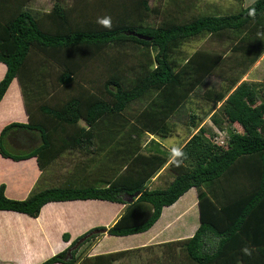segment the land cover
Instances as JSON below:
<instances>
[{
  "label": "trees",
  "instance_id": "trees-1",
  "mask_svg": "<svg viewBox=\"0 0 264 264\" xmlns=\"http://www.w3.org/2000/svg\"><path fill=\"white\" fill-rule=\"evenodd\" d=\"M195 1L167 0L160 6L150 0H54L50 10L33 11L29 0H0V62L6 65L0 101L17 78L29 115L26 123L0 127V154L12 160L35 156L43 170L65 147L73 146L75 130L79 136H95L100 124L105 126V136H121L120 146L118 141L110 143L123 160L122 172L107 180L106 187L49 186L14 199L6 195L1 183L0 210L36 217L50 201L119 202L124 194L138 192L119 219L105 229L108 234L128 235L149 229L164 206L195 187L199 226L192 236L177 241L186 264H264V82L242 79L264 53V0L226 14L195 12ZM253 7L255 16L251 17L248 12ZM106 15L112 19L111 30L97 23ZM153 16L160 21L151 23ZM228 36L231 45L197 49L180 63L184 42ZM127 46L132 48L126 50ZM95 62L109 69L106 79L98 83L87 70L91 72ZM222 67L227 71L221 75L220 88L208 87L201 93L212 104L201 116L190 114L196 132L179 147L187 158L178 167L171 158L175 177L168 186L146 188V181L170 153L145 154L140 151V138L146 132L171 135L169 117L208 76L219 75ZM52 75L54 96L43 80ZM73 84L77 89L67 96L57 88ZM137 103L138 108L134 107ZM207 117L226 131L223 145L213 141L212 127L200 124ZM79 119L89 128L81 127ZM37 132L42 144L34 149L13 151L6 145L7 136L22 134L33 139ZM63 238L68 240V234ZM79 247L71 252L72 257H67L66 248L39 264H75ZM245 247L252 251L250 256L243 253ZM118 253L95 258H113Z\"/></svg>",
  "mask_w": 264,
  "mask_h": 264
},
{
  "label": "crops",
  "instance_id": "crops-1",
  "mask_svg": "<svg viewBox=\"0 0 264 264\" xmlns=\"http://www.w3.org/2000/svg\"><path fill=\"white\" fill-rule=\"evenodd\" d=\"M53 1L29 0L28 6L33 11H48L51 9ZM195 4L200 9L201 5L197 1H195ZM237 5L245 7L248 4L246 5L245 0H242ZM206 7L214 9L215 6L212 7L208 3ZM263 58L264 53L250 67L248 73L254 71L257 67L256 65L261 64ZM5 71L6 65L0 62V79L4 76ZM248 73L242 79L247 80L246 75ZM248 81L264 82V77L251 78ZM18 85V79L14 78L0 101V127L10 122L26 123L29 120L23 98L19 94ZM12 90L14 91L13 93ZM77 123L85 129L89 128L83 119H79ZM213 128L215 129L214 126ZM75 131L77 136L71 140L73 146L65 147L43 170L38 166L35 156L12 160L0 154V184L3 183L5 185L6 195L14 199H23L33 190L32 187L36 185H39L37 189L70 184L77 186L83 184H91L96 187L108 186L106 181L113 179L123 170V160L120 154L114 153L112 143H110L112 141L116 144L121 136H105V126L100 124L94 130L95 136L83 137L79 136L77 130ZM40 135L37 132V136L33 139L22 134L16 136V138H14L15 136H7L5 142L10 150L25 152L42 144ZM56 136L60 135L57 134ZM167 137L169 136H155V134L146 132L140 138L141 152L149 154L162 150L170 153L166 163L146 181V188L148 189L165 188L175 177V171L169 166L172 158L171 152L173 148L180 147L186 140L177 146H172L165 144L169 140L162 141ZM74 140H79V143L74 144ZM117 145L120 146L119 141ZM44 174L46 175L45 178L43 177ZM45 184H47L46 187H41ZM138 194V192L132 195L124 194L122 201L119 202L92 198L50 201L41 207L36 217L12 211L19 215L7 214V216H4L0 214V222L1 219L11 221L12 219L15 220L14 217L23 219L22 217L29 216L31 220L25 221L24 224L30 221L31 223L27 226L34 228L25 230L26 242L19 243L25 248L33 249L32 243L36 240L39 253L44 250H46V254L50 252L48 255H44L48 258L50 254L52 255L68 248L73 240L94 228L107 229L119 219L127 204L136 199ZM197 202V190L195 187H191L173 204L164 206L159 218L145 231L128 235H113L108 234L106 231L96 234L94 239L85 242L88 243L85 249L81 250L80 248L77 251L76 255L79 260L75 264L80 262L83 264H147L150 262V255L153 252L155 253L153 257L156 258L152 264H186V262L181 261L186 259L185 255L178 251L180 250V245L177 241L192 236L194 230L198 228L200 222L199 211L198 217L196 212V222H185L188 212L193 211L198 206ZM1 234H4L3 230ZM64 234H68V240L63 238ZM54 237L60 238L56 245H54ZM169 242H171L170 245H167ZM42 248L45 249L42 250ZM31 249L27 250L22 247L25 256L29 257L31 261L17 262V259L16 264H34L36 258H31ZM140 250H146L147 255H144V261H138V256L137 259L133 257L137 255L135 251ZM205 250L210 251L211 249H208V245H206ZM115 252H119V255L113 258L106 257L103 260L95 258L98 255H107ZM44 256L39 258L44 259ZM160 259H162L161 263ZM54 264L66 263L58 262Z\"/></svg>",
  "mask_w": 264,
  "mask_h": 264
},
{
  "label": "rangeland",
  "instance_id": "rangeland-1",
  "mask_svg": "<svg viewBox=\"0 0 264 264\" xmlns=\"http://www.w3.org/2000/svg\"><path fill=\"white\" fill-rule=\"evenodd\" d=\"M68 2H71V0H66ZM167 0H150L151 4H159L160 6H162ZM198 4H200V9L198 7H196L198 10H196L195 12H201L202 10L204 11H215V12H219L222 14H226V13H234L235 11H239L240 6L237 4H240L237 0H196ZM210 3L212 7H214V9H211L210 7H206V5ZM237 3V4H235ZM251 3V0H245V4L249 5ZM204 11V12H205ZM149 21L151 23H157L160 21L159 18H155V16L150 17ZM233 42L231 40V37H223L220 39H215V40H211L208 37H203V38H197V39H193L191 41H187L184 42L180 49L182 54L184 55V57L180 56V63H184L185 60V56L188 57L190 54H192L194 51H196L197 49H202V48H220L222 49L225 44H227L228 46L231 45ZM129 48H132L131 46H127L126 50H128ZM111 52L113 50H115V47L110 48L109 49ZM110 52V53H111ZM132 59H134L132 57ZM99 63H93V65L91 64V69L92 71L90 72V69L88 70V74L90 75L89 77H93L97 79V83L100 81H103L106 79L107 74L109 72V69L104 70L102 66H99ZM256 69H254V71H251L250 73H248L250 71L249 70L246 72L248 73L247 76V80L251 79V78H263L264 77V58L261 62V64L256 65ZM224 71H227L224 67H222L221 69H219V75L218 73L216 74H212L210 76H208L203 84L201 86L198 87V89L190 96L188 97L183 104L177 108V110H175V112L169 117V121L171 122L172 126H173V131L172 134L169 135V137L163 139L162 141H168L165 144H170L172 146H177L181 143H183L192 133L196 132L194 127H191V119H190V114H197L199 116H201L206 109L209 108L210 102L206 101L204 99V97L201 95V93L204 92V90L208 87H215V88H220L221 82L223 81L222 78V74L224 73ZM230 71L226 72V74H228ZM40 80V79H39ZM43 80H45V82H47L46 86L48 85V91H51V93H53L54 96V75L49 76L48 78H44ZM39 82V81H38ZM261 82V81H260ZM19 84V82H18ZM19 88V94L20 96L23 98V94L21 91V87L20 85H18ZM58 89L61 88L62 89V95L63 96H67V94L72 93L74 90L77 89L76 85H70V86H58ZM14 90V89H13ZM12 90V93L14 92ZM28 90L30 89V86L28 87ZM202 96V97H201ZM54 99V98H53ZM50 100V102H54V100ZM24 100V99H23ZM147 104V101H144L143 107ZM141 105L139 103L135 104L134 107H140ZM127 115L129 116V114L127 113ZM132 118V117H131ZM199 123V122H198ZM201 125H208L210 127H212L213 130H216L218 128L215 127V129L213 128V126H211L212 122L210 121L209 117H207L205 120L200 122ZM199 124V125H200ZM198 125V126H199ZM149 136V135H146ZM158 136V135H155ZM43 177L45 178L46 175L44 174ZM47 184L41 186V187H46ZM165 186V185H164ZM162 186V187H164ZM39 187V185H36L34 187H32V189H37ZM198 211L199 208L198 206L193 210L188 212V214L185 217V222H192L195 221L196 222V212H197V217H198ZM0 214L7 216V214H15V216H18L19 214L16 212H12V211H0ZM23 215V214H22ZM21 216V215H20ZM14 219H12L11 221L6 220V219H1L0 222V264H16V260L21 261V262H27V260L31 259L29 257L25 256L23 249H31V248H25L23 245L21 246L19 242H26V235H25V230H30L33 229L34 227H28L27 225H29L31 222L29 221L28 223L24 224L25 221L31 220L29 216L26 217H22L23 219H18L17 217H14ZM184 218V217H183ZM26 219V220H24ZM199 222V220H198ZM4 232V234H1V232ZM195 232V230H194ZM98 235V234H97ZM95 237H92V239H94ZM58 240H60V238L54 237V245L57 244ZM90 240V241H91ZM171 242H169L167 245H170ZM12 245V246H11ZM88 246V243H84L83 245H80L79 249L81 248V250L85 249ZM12 247V248H11ZM38 243L35 241H33L32 243V248L31 249V258L34 257L35 259V263L34 264H39L40 262H42L43 260L47 259V256L44 255H48L46 254V250H44L45 248H42V250H44L42 253H39L38 250ZM48 249V248H47ZM78 249V250H79ZM146 250H140V251H135L137 252V255L133 256L137 259L138 256V261H144L143 257L144 255L146 256ZM180 251V250H178ZM181 252V251H180ZM182 253H184V251H182ZM53 255V254H52ZM155 255V253L153 252L150 255V262H148L147 264H152L155 261L156 257H153ZM44 256V259H41L39 257ZM51 256V254H50ZM49 256V257H50ZM127 257V255H126ZM164 261V260H163ZM183 262H187L186 260H181ZM162 262V259H160V263ZM168 264V263H167Z\"/></svg>",
  "mask_w": 264,
  "mask_h": 264
},
{
  "label": "clouds",
  "instance_id": "clouds-1",
  "mask_svg": "<svg viewBox=\"0 0 264 264\" xmlns=\"http://www.w3.org/2000/svg\"><path fill=\"white\" fill-rule=\"evenodd\" d=\"M251 2L254 4L255 0H251ZM248 15L251 17L255 16L254 7L249 10ZM97 23H99L105 29L111 30L112 28V19L110 16L106 15L104 17L98 18ZM171 157H172V163L177 167L180 166L183 163V160L187 158L186 153H184V151L179 147L172 149ZM242 251L244 254L249 255V256L252 254V251L247 247L243 248Z\"/></svg>",
  "mask_w": 264,
  "mask_h": 264
},
{
  "label": "water",
  "instance_id": "water-1",
  "mask_svg": "<svg viewBox=\"0 0 264 264\" xmlns=\"http://www.w3.org/2000/svg\"><path fill=\"white\" fill-rule=\"evenodd\" d=\"M138 38H142V39H146L148 40L149 37L147 36H144V35H140V34H137ZM105 232V229L104 228H94L92 230H90L89 232H87L86 234H84L83 236L79 237L76 242L70 246L67 250V256L68 257H72V254L71 252L78 248L87 238H89L90 236L92 235H96V234H100V233H104Z\"/></svg>",
  "mask_w": 264,
  "mask_h": 264
},
{
  "label": "built area",
  "instance_id": "built-area-1",
  "mask_svg": "<svg viewBox=\"0 0 264 264\" xmlns=\"http://www.w3.org/2000/svg\"><path fill=\"white\" fill-rule=\"evenodd\" d=\"M213 141L215 143L223 145L226 142L227 139V134L225 130L221 129H216L215 130V135L213 136Z\"/></svg>",
  "mask_w": 264,
  "mask_h": 264
}]
</instances>
